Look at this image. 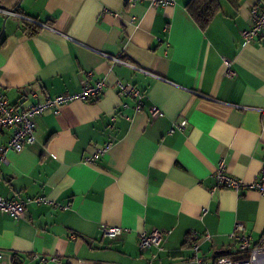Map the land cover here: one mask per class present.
I'll return each mask as SVG.
<instances>
[{
  "label": "crops",
  "instance_id": "1",
  "mask_svg": "<svg viewBox=\"0 0 264 264\" xmlns=\"http://www.w3.org/2000/svg\"><path fill=\"white\" fill-rule=\"evenodd\" d=\"M151 1L0 0L50 27L0 15V92L9 104L23 109L107 83L93 100L37 115L34 142L6 152L1 196L43 195L61 206L30 203L20 218L0 213V264H194V232L201 264H216L222 254L240 255L231 236L237 221L251 245L264 242V196L216 186L214 177L222 159L227 173L251 183L264 157V35L245 42L240 34L264 0H218L203 28L188 0ZM96 51L171 83L111 67ZM116 80L143 92L139 111ZM182 120L186 127H176ZM102 225L123 231L101 239ZM154 229L169 233L140 251L139 234Z\"/></svg>",
  "mask_w": 264,
  "mask_h": 264
},
{
  "label": "built area",
  "instance_id": "2",
  "mask_svg": "<svg viewBox=\"0 0 264 264\" xmlns=\"http://www.w3.org/2000/svg\"><path fill=\"white\" fill-rule=\"evenodd\" d=\"M175 0H152L151 6L158 8L173 4ZM0 15L5 18L19 20L24 23L33 24L38 28L50 29V27L37 19H34L26 14H23L16 9L0 7ZM250 18L252 24L249 28L240 31V34L245 42H250L254 38L264 35V4L260 6H252L250 9ZM102 57L111 60V67L113 65H124L134 71L152 76L160 81L171 83L165 77L156 75L144 68L137 66L134 63L122 58L119 55H110L100 51H96ZM229 71V70H228ZM228 76H231V71L228 72ZM117 92L122 96L132 97L135 100V111L141 109L143 92L136 86L130 83H124L120 80H116ZM106 81H98L95 84L83 83L79 92L74 94L57 95L54 97H46L43 101L32 102L23 109H17L14 105L9 104L7 99L0 92V136L4 135L6 131H11L8 140L5 143H0V167L6 162L5 154L11 149L14 151H21L25 145L31 144L35 140V117L46 110H54L63 104H67L73 101H89L93 100L104 91L106 88ZM125 105H123L124 107ZM263 112L264 109H261ZM153 113L157 114V109H153ZM127 119L129 116L124 115ZM186 121L182 120L176 123V127H186ZM110 146V143L99 147L85 157L86 163H92L94 160L102 157ZM214 177L216 186H223L230 188L236 192L240 189H254L264 196V157L261 162V167L258 176L251 183H245L241 179H238L224 169L223 160L218 162V165L214 171ZM30 203L37 204H51L55 206H61L55 201L48 199L43 195L27 196L23 199L8 198L0 195V213L8 214L13 218H20L25 215L26 206ZM206 209H202V215ZM123 231L121 226L116 225H102L98 231V238H113L120 235ZM245 226L242 222L237 221L234 225V229L231 233L232 238L237 241L240 255L228 256L220 255L217 258L216 264H264V242L256 245H251V237L245 232ZM169 233V230L154 229L151 231H143L139 234L137 245L140 251H144L151 246L159 247L163 238ZM205 238H210L208 233L204 234ZM198 235L194 232L191 234L192 248L194 250V257L192 262L194 264H201L202 259L198 256L199 245L196 242ZM264 239V234H263ZM148 264H152L150 260Z\"/></svg>",
  "mask_w": 264,
  "mask_h": 264
},
{
  "label": "trees",
  "instance_id": "3",
  "mask_svg": "<svg viewBox=\"0 0 264 264\" xmlns=\"http://www.w3.org/2000/svg\"><path fill=\"white\" fill-rule=\"evenodd\" d=\"M186 7L198 25L203 28L218 11L219 4L218 0H188Z\"/></svg>",
  "mask_w": 264,
  "mask_h": 264
}]
</instances>
